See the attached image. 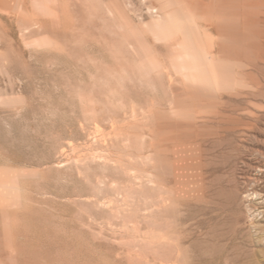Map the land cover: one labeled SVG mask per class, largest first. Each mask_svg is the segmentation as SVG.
<instances>
[{"label":"rangeland","instance_id":"1","mask_svg":"<svg viewBox=\"0 0 264 264\" xmlns=\"http://www.w3.org/2000/svg\"><path fill=\"white\" fill-rule=\"evenodd\" d=\"M197 87L258 127L221 173L264 192V0H0V264H264L249 192L207 230L199 199L154 215V112Z\"/></svg>","mask_w":264,"mask_h":264},{"label":"bare ground","instance_id":"2","mask_svg":"<svg viewBox=\"0 0 264 264\" xmlns=\"http://www.w3.org/2000/svg\"><path fill=\"white\" fill-rule=\"evenodd\" d=\"M40 5H42V4H40ZM190 50H192V49H190ZM188 51H189V49H188ZM194 54H195V52H194ZM196 54L190 55V52H189L190 60L191 59L192 60L188 62L187 66L182 67V68L183 69L185 68V70H188V72L190 73V76L193 78V80H198V81L199 80H205L207 82H209V81L211 82V80L215 78L216 83H218L219 87L220 86L222 87L223 83H225L224 80H222L220 78V75L217 72H215V74L211 75L210 70H208L209 68L208 69L203 68L202 66H203L204 62L201 59V57H200L201 61H198L199 59H198V56H196ZM206 59H205V62H207ZM202 91H203V89L198 88V87L190 89V95L193 98L189 104L184 105L180 102H176L175 104L171 105L169 111H166L163 109L162 110L161 109L155 110V112H154V128H153V148H154L155 157H154V170H153L152 183H153V189H154V200H153L154 201V210H155L154 215L158 219H160L161 217L170 215L171 212H174L173 209L177 205V203L182 202L181 204H183L185 206V209L187 210V213H188L187 215L185 214L186 216H184L186 218L185 220L188 222V220L190 218H192L193 215L196 213L195 212L193 214V212H192V214H191V212H190V210H192V208L194 207V204L192 202H193V200L199 199L200 201L203 202L202 205L198 206V208L200 210L199 212H201L200 214L203 215V219L199 221V225L203 226L205 228V227H207L206 226L207 224H210L207 221V219H208L207 217H208V215H210L212 213H214V215H215V217H214L215 221L217 218H219L218 217L219 215L222 216L223 214H224V217L227 215L231 220L230 216L234 215L232 213L237 214V212H238V210H235L236 207L234 208L232 206V203L235 200L239 199L237 197L240 194H243L245 192H249L247 197H250V200H255V199H253L255 196L259 200L261 198L262 199L261 202L263 203L262 207H256L257 205H255V207L257 208L258 211L261 208L263 209V207H264V192L260 191L258 188L251 189L253 191H250V189H249L250 187H248V184L250 182L247 181V178H246V180H244V179L243 180H240V179L237 180L234 177L235 175H233V174L230 175L227 172L229 175L227 174L228 176L227 175L224 176L221 173L223 171V168H224V170L227 169L224 167L227 165V163L229 164L228 166H231L230 161H232L231 160L232 154L236 152L235 149H233L234 148L233 142L235 141V140L233 141V139H235L234 138L235 134L241 129H247V130L252 129L255 126L254 123L249 121V120H244L242 117L236 115L235 113H236L237 108H235V107L227 109V108H225L219 104L206 103L205 101L201 100V98L203 99L202 96L205 95ZM177 92H178V90H177ZM181 92H182V90H181ZM175 96H176V94H175ZM257 121H259V120H257ZM257 121H256V123L258 124ZM238 123L243 124V126H238ZM257 128L258 127H256V129ZM254 131H255V129H254ZM244 132H245V130H244ZM246 133H247V131H246ZM239 135H241L240 132H239ZM239 135L237 134L238 138L240 137ZM238 138H237V140H238ZM241 138H242V136H241ZM240 144L238 145V148H239ZM242 147L244 148L245 145ZM242 147H240V148H242ZM231 150H233L235 152L232 151L233 153L231 154ZM238 151H240V150H238ZM238 151H237V153H239ZM233 158H235V156ZM259 159H261V158H259ZM242 160H243V158L241 160H238V163H239V161L241 162ZM232 163H234V162L232 161ZM245 164H247V163H245ZM233 166H234V164H233ZM236 167L237 166H235V169H237ZM259 167H260L259 170L264 173V165L263 166L259 165ZM256 170H258V168ZM228 171H230V169ZM237 171H239V170H237ZM238 173L239 172H237V175H238ZM257 175H255L256 179H253L254 180V181L252 180L253 183L250 184L249 186L252 185L251 187H253V185L255 183V186H257V187L259 186V188H261L260 186H262V185L260 183L264 182V176L263 177H261V176L257 177ZM245 177H247V176H244V178ZM248 179H250V178H248ZM247 197H246V199H248ZM241 198L239 200H241ZM244 200H245V197H244V199L242 198L241 202ZM254 203H252V204H254ZM249 205H251V204H249ZM251 206L254 207L253 205H251ZM238 208H236V209H238ZM239 211H241V209ZM262 213H264V210L259 211V214H262ZM224 217L222 216V218H224ZM211 219H212V216H211ZM224 219L222 220V222L225 221ZM185 220H183V221H185ZM193 221H194V219H193ZM227 222L228 223L230 222V224H231V221H227ZM233 223L235 224V223H237V221L233 222ZM225 224H227V223H225ZM230 224H229V226L231 227ZM193 225H194V223H193ZM217 225H218V223H217ZM222 225H224V224H222ZM214 226L216 227V225H214ZM198 228H199V226H198ZM160 229H161V227H160ZM205 229L207 230V228H205ZM232 229H234V228H232ZM217 231H219V230H217ZM232 231H234V233H235L237 230L234 229ZM160 232L158 233L160 235L159 238L162 239L163 235ZM221 232L222 231H220V233ZM163 239H165V237ZM167 239H168V241H171L168 237L165 240H167ZM231 242H232V240H231ZM173 243H174V241H173ZM215 244H217V243H215ZM244 248H245V246H244Z\"/></svg>","mask_w":264,"mask_h":264}]
</instances>
